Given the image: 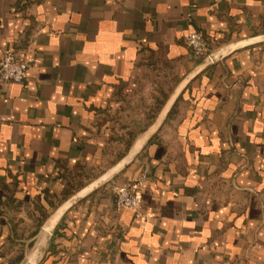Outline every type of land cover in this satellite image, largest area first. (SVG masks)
Here are the masks:
<instances>
[{
  "label": "crops",
  "instance_id": "0c3cea01",
  "mask_svg": "<svg viewBox=\"0 0 264 264\" xmlns=\"http://www.w3.org/2000/svg\"><path fill=\"white\" fill-rule=\"evenodd\" d=\"M263 37L264 0H0V264H264Z\"/></svg>",
  "mask_w": 264,
  "mask_h": 264
},
{
  "label": "built area",
  "instance_id": "2783aa9c",
  "mask_svg": "<svg viewBox=\"0 0 264 264\" xmlns=\"http://www.w3.org/2000/svg\"><path fill=\"white\" fill-rule=\"evenodd\" d=\"M184 43L191 55L203 59L209 52L207 45L198 32H190L184 38ZM27 66L16 55L6 54L0 59V85L14 83L22 85L26 78ZM146 181V175L141 174L131 184L120 186L115 193V207L133 214L135 219H147L148 213L141 211L140 191Z\"/></svg>",
  "mask_w": 264,
  "mask_h": 264
},
{
  "label": "water",
  "instance_id": "95a60500",
  "mask_svg": "<svg viewBox=\"0 0 264 264\" xmlns=\"http://www.w3.org/2000/svg\"><path fill=\"white\" fill-rule=\"evenodd\" d=\"M259 41H264V37L261 38ZM223 54H221V52L218 53H209L206 57H204L199 65V68H206L212 64H214L215 62H217L219 59H221ZM133 154H130L128 156V158L133 157ZM76 198H72L69 201V204H72L74 202ZM50 238V232H48L45 229H41L39 230V232L37 233V235L34 238L35 241V245H34V249H33V255H36L37 253H39L43 247L44 244L47 243L48 239ZM24 264H34L32 259L26 260V262Z\"/></svg>",
  "mask_w": 264,
  "mask_h": 264
}]
</instances>
